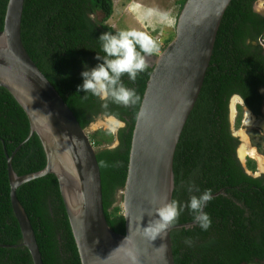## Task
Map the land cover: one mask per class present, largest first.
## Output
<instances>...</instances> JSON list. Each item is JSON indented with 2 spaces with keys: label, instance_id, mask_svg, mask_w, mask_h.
Returning <instances> with one entry per match:
<instances>
[{
  "label": "trees",
  "instance_id": "1",
  "mask_svg": "<svg viewBox=\"0 0 264 264\" xmlns=\"http://www.w3.org/2000/svg\"><path fill=\"white\" fill-rule=\"evenodd\" d=\"M185 1H178L177 16ZM7 2L0 0V31ZM254 2L231 0L226 8L200 93L175 149L172 199L187 202L193 194L187 190L189 182L201 192L211 189L214 198L204 209L212 219L209 230L193 224L171 231L174 264H263L264 177L253 176L255 160L247 158L244 166L240 163L228 106L230 98L237 95L259 113L264 101V95L259 94L264 88V51L258 42L264 36V16L252 11ZM113 13V0H24L21 40L82 128L105 111L125 122L115 134L98 129L89 135L96 148L106 222L112 231L124 234L123 211L115 205L116 196L126 180L132 132L152 67L148 65L134 82L127 74L122 77L140 96L135 105L109 103L105 110L98 98L90 93L85 98L84 91L77 88L82 84L84 65L93 67L98 63L97 54L104 55L99 36L119 31L107 24ZM173 36L163 42L160 51ZM237 111L236 129L241 124L242 107L237 106ZM29 132L24 110L0 87V264H33L27 248L20 245L5 157V152L11 156L15 151L11 167L18 176L45 167L40 139L36 133L28 138ZM114 141L116 146L110 147ZM16 196L29 218L43 264H81L57 177L48 174L30 180L16 189ZM193 221L186 208L175 225ZM186 238L193 241L191 247L184 243Z\"/></svg>",
  "mask_w": 264,
  "mask_h": 264
},
{
  "label": "water",
  "instance_id": "2",
  "mask_svg": "<svg viewBox=\"0 0 264 264\" xmlns=\"http://www.w3.org/2000/svg\"><path fill=\"white\" fill-rule=\"evenodd\" d=\"M230 2L186 0L176 20L173 40L153 63L147 62L152 71L132 132L122 189L125 230L118 234L104 216L96 150L86 128L79 125L23 46L24 0H8L0 31V87L24 110L30 124L28 138L37 134L46 157L42 170L18 176L11 167L15 151L11 156L5 152L10 205L21 232L20 245L27 248L33 264L43 262L16 189L48 174L57 177L81 264H132L130 252L136 256V264H174L170 233L195 222L173 225L154 241L143 236V227L153 219L156 207L172 199L175 149L200 93ZM240 163L244 166V161Z\"/></svg>",
  "mask_w": 264,
  "mask_h": 264
},
{
  "label": "clouds",
  "instance_id": "3",
  "mask_svg": "<svg viewBox=\"0 0 264 264\" xmlns=\"http://www.w3.org/2000/svg\"><path fill=\"white\" fill-rule=\"evenodd\" d=\"M252 11L257 14L264 13V0H255ZM98 39L101 42V50L104 55L97 54L98 63L95 66L88 67L87 64L84 65L80 74L82 84L77 86L78 91H84L85 98L89 93L98 98L101 101V107L105 110L108 109L109 103L125 107L137 104L140 96L135 89L125 85L122 77L127 74L128 79L134 82L139 73L147 70L146 56L155 51V42L145 33L135 29L106 31ZM237 97L239 101L242 100L239 96ZM101 119L108 125L107 131L109 134H115L125 126V122L120 120L118 115L114 113L105 111L102 113ZM187 190L193 193L187 202L166 199L165 202L156 207L153 219L148 222L146 227H143V236L146 239L154 241L158 237L161 238L167 229L176 224L186 208L192 214L195 224L202 231L209 230L212 219L204 209L214 198L212 190L206 189L201 192L198 186L192 182L188 183ZM184 243L189 247L193 245L190 238H186ZM129 256L132 264H136L135 254L130 252Z\"/></svg>",
  "mask_w": 264,
  "mask_h": 264
},
{
  "label": "rangeland",
  "instance_id": "4",
  "mask_svg": "<svg viewBox=\"0 0 264 264\" xmlns=\"http://www.w3.org/2000/svg\"><path fill=\"white\" fill-rule=\"evenodd\" d=\"M179 0H113L114 13L107 21L116 30H130L135 29L139 32L145 33L152 41L155 42L156 49L151 55L146 56L148 63H153L161 51L159 47L163 46V42L172 35L175 36V25L178 14ZM264 15V13H260ZM102 14L97 15L100 19ZM173 36V37H174ZM264 38V36H263ZM264 51V50H263ZM234 99V101H233ZM229 121L233 136L238 140L237 152L239 147L244 143L243 136L247 138L248 145L256 150V155L261 159L253 158L251 156L240 159L246 162L247 158H251L256 162V172L253 176L264 177V112L259 114V124H256L257 116L248 112L244 108L239 98L233 96L229 103ZM237 106L242 107V118L239 128L234 127V122L237 117ZM247 115L250 116L251 123H247ZM252 122H254L252 124ZM108 125L103 122L101 116L96 117L87 127L86 132L88 136L98 129L107 130ZM257 128V130H254ZM117 144L116 141L110 147ZM115 205L122 206V191L117 192Z\"/></svg>",
  "mask_w": 264,
  "mask_h": 264
},
{
  "label": "bare ground",
  "instance_id": "5",
  "mask_svg": "<svg viewBox=\"0 0 264 264\" xmlns=\"http://www.w3.org/2000/svg\"><path fill=\"white\" fill-rule=\"evenodd\" d=\"M237 97V96H236ZM238 98V97H237ZM233 101H234V99H233ZM251 118H250V116H248L247 115V123L248 124H250L251 123V120H250ZM254 122H252V124H253ZM256 124H257V122H256ZM244 138H243V144L239 147V149H238V155H239V157H240V159L241 160H243L245 157H247V156H251V157H253V158H257V159H261L260 157H258L257 155H256V151H255V149H253V148H251L249 145H248V141H247V138H245V136H243Z\"/></svg>",
  "mask_w": 264,
  "mask_h": 264
},
{
  "label": "flooded vegetation",
  "instance_id": "6",
  "mask_svg": "<svg viewBox=\"0 0 264 264\" xmlns=\"http://www.w3.org/2000/svg\"><path fill=\"white\" fill-rule=\"evenodd\" d=\"M264 16V15H263ZM259 94L260 95H263L264 94V88H261L260 90H259ZM242 101V100H241ZM242 104H243V106H244V108H246L247 110H248V112H250L251 114H253V115H255V116H257L258 118H256L257 119V123L259 124V120L261 119V118H259V114H263V112H264V101L262 100L261 101V105H259V107H258V109H259V113H256L253 109H251V108H248L247 106H245L244 105V103L242 102ZM257 105H258V103H257ZM254 130H257V128H255ZM256 151V150H255ZM240 161V160H239ZM263 264H264V260H263Z\"/></svg>",
  "mask_w": 264,
  "mask_h": 264
},
{
  "label": "built area",
  "instance_id": "7",
  "mask_svg": "<svg viewBox=\"0 0 264 264\" xmlns=\"http://www.w3.org/2000/svg\"><path fill=\"white\" fill-rule=\"evenodd\" d=\"M258 42H259V45H260V46L262 47V49L264 50V38H263V36L259 38Z\"/></svg>",
  "mask_w": 264,
  "mask_h": 264
}]
</instances>
